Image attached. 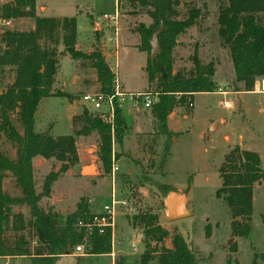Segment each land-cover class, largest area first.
Here are the masks:
<instances>
[{"label": "rangeland", "instance_id": "374dc122", "mask_svg": "<svg viewBox=\"0 0 264 264\" xmlns=\"http://www.w3.org/2000/svg\"><path fill=\"white\" fill-rule=\"evenodd\" d=\"M14 0H0L4 3ZM226 0H180L178 19L185 18L193 7L201 9L197 25L178 37L174 53V71L190 69L192 55L197 49L204 63L213 61L216 67V88L213 92L194 96L193 107L184 103L177 107L170 117L171 136L158 134L152 117L153 109L137 101V110L126 100L124 117L131 127L122 144L114 143L120 170L115 181L105 173L98 159L99 135L92 132L77 138L80 156L79 164L62 173L53 183L51 196L44 200L54 205L66 216L75 210L84 197L96 214L111 199L113 188L117 198L126 199L128 209L117 210L112 230L115 255L88 254L78 264H141L140 257L146 249L144 226L133 224L132 217L151 210L159 216V222L172 234L162 244L172 246L174 233H180L192 249L201 257V264H264V180L255 184L253 191L252 230L248 237L233 235V221L230 209L218 196L222 186L220 168L226 155L234 148L256 151L261 157L264 169V93L259 81L252 91H236L234 70L228 46L222 44L218 32L219 6ZM119 11L117 36L106 25L103 15ZM36 14L47 17L77 18V47L91 51L97 47L103 51L110 67L125 92L153 90L148 87L145 72L148 54L138 50L134 43L139 37L135 31L139 22L149 24L151 18L139 5L130 0H36ZM0 17V35L7 29L30 30L33 18L10 20L5 24ZM117 37L118 40L111 42ZM45 43L44 41L42 42ZM59 52L58 70L52 95L41 101L36 113V129L49 132L52 136L73 133V116L86 110L83 95L98 92L99 85L90 62L73 60L62 43ZM14 80V71L6 68L0 75L1 89ZM229 93L220 94L218 91ZM230 103L227 107L225 103ZM92 113L96 111L92 108ZM184 115H186L184 117ZM15 117V115H14ZM125 121V120H124ZM142 128L136 131L139 125ZM137 128V129H140ZM21 130L20 127H18ZM0 147L15 157V149L0 137ZM169 155L165 157V148ZM37 189L40 191L45 177L57 171L61 162L55 159H34ZM167 184L179 192L186 193L191 215L180 220H169L165 215L164 196L161 185ZM4 189L11 195L19 194L11 175L4 179ZM29 215L27 207H15ZM10 239L13 233L9 232ZM121 242V245L119 243ZM134 245V246H133ZM74 251V256L83 255ZM113 258L115 259L113 262ZM0 264H31L28 257L1 258Z\"/></svg>", "mask_w": 264, "mask_h": 264}, {"label": "trees", "instance_id": "16d2710c", "mask_svg": "<svg viewBox=\"0 0 264 264\" xmlns=\"http://www.w3.org/2000/svg\"><path fill=\"white\" fill-rule=\"evenodd\" d=\"M150 18L146 24L139 22L135 31L139 36L137 48L147 55L145 72L148 88L159 93V100L152 107L155 130L171 136L168 116L178 106L193 101L196 93L213 92L216 67L213 61L204 63L195 49L190 69L174 71V53L178 37L197 25L201 9L193 7L187 16L178 19L180 0H130ZM4 20L33 18L30 30L7 29L0 35V75L6 68L14 71V80L5 89L0 87V137H4L15 149V157L0 147V257H28L31 264H54L61 255L74 254L77 246H85L88 254L106 255L112 252L113 232L106 227L102 235L98 229L88 231L79 226L92 222L95 214L90 203L82 198L74 211L62 221V215L54 205L44 202L52 193L53 183L71 167L79 164L77 138L97 132L99 135L98 159L105 173L111 172L113 156V131L115 142L122 144L127 134L126 123L117 109L114 129L85 110L73 116V133L52 136L36 129V113L41 101L52 95L58 70L62 43L73 60L88 61L95 70L99 91L113 92L116 74L103 51L93 48L84 51L77 47L76 17H47L36 14V0H14L4 3L0 9ZM218 32L222 44L228 46L234 70L236 91H252L264 78V0H226L219 6ZM163 25L159 35V53L151 56L153 35ZM45 42L44 44L42 42ZM1 86V83H0ZM15 115V117H14ZM21 130H19V128ZM165 148V157L169 155ZM55 159L61 162L57 171H51L37 189L34 159ZM115 157L117 154L115 153ZM222 186L218 196L228 205L233 221V235L248 237L252 230L253 191L255 184L264 180V169L258 152L234 148L226 155L220 168ZM11 175L20 191L11 195L4 189V179ZM166 194L176 190L162 184ZM15 207H27L29 215L14 211ZM133 224L144 226L146 249L140 257L141 264H201L199 256L180 233H174L172 246L162 244L171 232L159 222L157 213L148 210L132 217ZM13 233L10 239L8 233ZM116 264H122L118 261Z\"/></svg>", "mask_w": 264, "mask_h": 264}, {"label": "built area", "instance_id": "2783aa9c", "mask_svg": "<svg viewBox=\"0 0 264 264\" xmlns=\"http://www.w3.org/2000/svg\"><path fill=\"white\" fill-rule=\"evenodd\" d=\"M103 17L106 25L113 32V34L117 36V32L119 31V11L116 10L114 13H105ZM9 23L10 21H5V24ZM112 40L115 41L118 40V38L115 37L111 39V42ZM259 88L264 93V78L259 81ZM218 93L225 95L229 92L227 90L220 89ZM126 100L133 101L132 105L134 107L138 106L137 101H141L145 108L152 109L154 104L159 100V93L153 90L125 92L124 90H122L121 85L116 77L114 81L113 92L111 94L92 92L83 95V101L86 107H88L89 109L93 108L96 113L92 114L95 117H98L104 123L109 124L112 129H114L117 109H121L122 104ZM225 105L227 107H230V103L228 102H226ZM189 106L193 107V101H190ZM112 131L113 143H115L114 130ZM119 170L120 166L115 157V150L113 149L112 167L110 172L113 181H115L116 174ZM121 207L128 209V201L126 199L117 198L116 194L113 193L111 200L104 205L102 211L95 214L92 222L83 223L82 221H79L78 224L79 226L85 227L88 231H91L93 228H97L99 235H102L106 227H111V229L113 230L115 226V217L117 214V210ZM114 244L115 242H113L112 244V256L115 255V252L113 251ZM83 250L84 248L82 245L75 248V251L78 253H81ZM1 258L3 257H0V259Z\"/></svg>", "mask_w": 264, "mask_h": 264}, {"label": "water", "instance_id": "95a60500", "mask_svg": "<svg viewBox=\"0 0 264 264\" xmlns=\"http://www.w3.org/2000/svg\"><path fill=\"white\" fill-rule=\"evenodd\" d=\"M163 25L153 35L150 45L151 56H156L160 51L159 35L163 31ZM92 120L95 117L92 116ZM188 197L186 193L179 192L178 190L168 191L164 196L165 215L169 220H180L191 215V211L188 207ZM78 258L72 254H66L59 256L54 264H78Z\"/></svg>", "mask_w": 264, "mask_h": 264}, {"label": "crops", "instance_id": "0c3cea01", "mask_svg": "<svg viewBox=\"0 0 264 264\" xmlns=\"http://www.w3.org/2000/svg\"><path fill=\"white\" fill-rule=\"evenodd\" d=\"M40 16V15H39ZM137 39H138V42H137V40H136V42L134 43V45H138V43H139V37H136ZM139 50V49H138ZM140 51V50H139ZM144 53V52H143ZM146 59H147V57H146ZM113 70V69H112ZM148 85V84H147ZM121 88H122V90H123V87L121 86ZM148 88V87H147ZM144 90H146V87H144L143 89H141V90H135V91H130V92H137V91H144ZM240 92H243V91H240ZM196 94H198V93H196ZM195 94V95H196ZM194 95V96H195ZM193 103H194V99H193ZM132 105V104H131ZM133 106V105H132ZM194 106V105H193ZM137 110H139V108L138 107H135ZM177 109V108H176ZM176 109H174L173 110V112L168 116V126H169V128L171 129V130H173V131H176V132H179V131H177V130H174L171 126H170V117L172 116V115H175L176 114V112H177V110ZM86 110H88V112L89 113H92V111H91V109H89L88 107H86ZM121 115H122V118L125 120V123H126V128H127V133L129 134V132L131 131V127L127 124V121H126V119H125V117H124V113H123V106L121 107ZM94 116V115H93ZM186 115H184V117H185ZM95 117V116H94ZM152 117H153V115H152ZM153 119H154V117H153ZM139 125V124H138ZM139 127H140V125H139ZM138 126L136 127V131H140V130H142V128L140 127V129H137V128H139ZM113 147H114V143H113ZM114 149V148H113ZM115 150V149H114ZM116 153V152H115ZM114 191V192H113ZM113 191H112V194H111V198H112V195H113V193H115L116 194V192H115V189L113 188ZM117 196V195H116ZM111 200V199H110ZM91 207H93V204H91L90 205V208ZM92 210V209H91ZM94 212V211H93ZM119 245H121V242L119 243ZM108 255H111L112 256V252L110 253V254H108ZM21 257H25V256H21ZM113 257V256H112ZM3 258H9V257H3ZM15 258H20V257H14V259ZM114 258H113V262H114ZM31 262V261H30ZM78 263H79V261H78ZM115 263V262H114Z\"/></svg>", "mask_w": 264, "mask_h": 264}]
</instances>
